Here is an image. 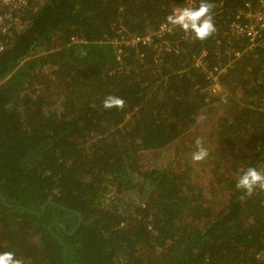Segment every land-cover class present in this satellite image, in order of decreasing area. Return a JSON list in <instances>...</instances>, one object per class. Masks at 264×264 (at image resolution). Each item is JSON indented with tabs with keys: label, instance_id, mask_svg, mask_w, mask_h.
Returning <instances> with one entry per match:
<instances>
[{
	"label": "trees",
	"instance_id": "16d2710c",
	"mask_svg": "<svg viewBox=\"0 0 264 264\" xmlns=\"http://www.w3.org/2000/svg\"><path fill=\"white\" fill-rule=\"evenodd\" d=\"M261 1L211 0L204 41L162 31L200 0H35L14 15L0 38V252L23 264H264V191L235 187L264 171V31L253 47L231 32ZM109 95L124 108L104 109ZM154 152L163 161L142 165Z\"/></svg>",
	"mask_w": 264,
	"mask_h": 264
},
{
	"label": "clouds",
	"instance_id": "9594fccd",
	"mask_svg": "<svg viewBox=\"0 0 264 264\" xmlns=\"http://www.w3.org/2000/svg\"><path fill=\"white\" fill-rule=\"evenodd\" d=\"M215 5L211 0H200L198 7H182L173 10L165 17V28H178L189 35L193 41H204L212 36L215 31L212 9ZM125 106L124 99L109 95L103 102L104 109H123ZM196 151L192 153L194 162H201L208 156V150L203 146L202 140H195ZM236 189L243 190L251 196L257 190L264 191V171L255 167H249L244 170L238 177L235 185ZM0 264H23V260L17 258L14 252H0Z\"/></svg>",
	"mask_w": 264,
	"mask_h": 264
},
{
	"label": "built area",
	"instance_id": "2783aa9c",
	"mask_svg": "<svg viewBox=\"0 0 264 264\" xmlns=\"http://www.w3.org/2000/svg\"><path fill=\"white\" fill-rule=\"evenodd\" d=\"M35 0H0V38L2 36H10L9 33L11 22H17V19H14L13 16L18 12L28 9ZM260 9L252 14H246L245 18L249 21V26L243 28V25L239 23L232 26L231 32L233 35L241 36L242 39H246L251 47L256 43L259 34L264 31V0L260 2ZM166 28L163 27L162 31H165ZM149 39H140L136 38L130 41L132 45L137 44H146L149 43ZM4 45L0 43V53L3 51ZM204 57V54L201 55L200 60ZM226 72L223 68H217L214 72L209 75V81L212 82L211 92L213 94L219 91V78Z\"/></svg>",
	"mask_w": 264,
	"mask_h": 264
},
{
	"label": "rangeland",
	"instance_id": "374dc122",
	"mask_svg": "<svg viewBox=\"0 0 264 264\" xmlns=\"http://www.w3.org/2000/svg\"><path fill=\"white\" fill-rule=\"evenodd\" d=\"M163 153L161 152H154V153H148V154H141V164L142 165H156L158 163H161L163 161ZM112 199L108 198V202H111Z\"/></svg>",
	"mask_w": 264,
	"mask_h": 264
}]
</instances>
